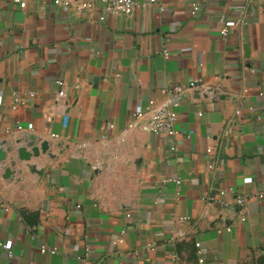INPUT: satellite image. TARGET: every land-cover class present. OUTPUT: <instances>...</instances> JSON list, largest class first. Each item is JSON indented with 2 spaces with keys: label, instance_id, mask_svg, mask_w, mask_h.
<instances>
[{
  "label": "crops",
  "instance_id": "obj_1",
  "mask_svg": "<svg viewBox=\"0 0 264 264\" xmlns=\"http://www.w3.org/2000/svg\"><path fill=\"white\" fill-rule=\"evenodd\" d=\"M193 1L117 13L100 0L84 10L0 0V139L31 132L50 144L18 160L13 178L0 162V195L11 204L0 207V239L18 264H170L172 250L195 264L197 240L207 264H264V197L247 200L244 220L235 201L264 187V0H198L196 10ZM227 18L237 23L223 36ZM196 78L174 105L176 132L155 134L134 117L163 87ZM230 185L228 204L201 197ZM42 242L58 250L42 252Z\"/></svg>",
  "mask_w": 264,
  "mask_h": 264
},
{
  "label": "built area",
  "instance_id": "obj_2",
  "mask_svg": "<svg viewBox=\"0 0 264 264\" xmlns=\"http://www.w3.org/2000/svg\"><path fill=\"white\" fill-rule=\"evenodd\" d=\"M21 6L26 5V0H17ZM55 4H61V5H67V6H73L77 10H84V9H91L95 6L96 0H53ZM102 2V8L108 12V11H114L117 13H130L132 12L137 6H141L144 2L153 3L157 0H100ZM193 10H196L199 8V2L198 0H194L192 2ZM105 15L103 13L100 14V18H104ZM237 20L234 18H227L224 20L220 32L223 36H226L232 25L236 24ZM165 54H168L167 50H164ZM198 78L195 80H191V82L187 85L182 83H171L165 87L162 88V91L165 93L163 98H156L151 97L149 98L147 104L137 110H134L133 115L135 118H143L144 125L146 128L150 129L155 134H161V133H174L176 132L175 128V122L178 118V112L175 109L174 105L177 104L180 97L185 93L187 88H192L194 86L198 85ZM56 82L59 85L58 89V97H64L66 93V89L64 88L65 80L61 77L56 78ZM212 90V88H210ZM260 93L264 94V90H261ZM29 94L33 96L35 94L34 91H30ZM13 102L11 106L14 108L17 106V104L22 100V97L19 92L15 91L13 93ZM2 101V97L0 95V103ZM55 102L56 101H50L44 105L43 108V117L50 121L54 118L55 115ZM241 112V108L237 107L235 109V113L231 115L226 122L225 128L223 129L224 133H233L237 127V114ZM236 114V115H235ZM34 125L33 121H29L27 126L29 128H32ZM24 126L20 121H16V128L22 129ZM7 130H10V127L7 126ZM55 135V133H52ZM171 148H175V144L171 145ZM207 154L209 156L208 160V167L210 169L215 168L217 163V157H218V150L216 149V146L209 145L206 149ZM178 184L181 183L180 176H174L173 177ZM234 187L233 186H222L219 187L217 192H210V193H204L202 194V199L211 201V200H217L222 202L223 204H228V200L226 199V195L233 192ZM257 197L262 198L264 197V187L255 190L252 194L249 196L243 195V194H237L235 196L236 204L239 205L238 209V217L241 220H244L246 218V213L244 211V205L250 198ZM0 207H3L5 210H9L11 208V204L0 195ZM230 228V226H227ZM0 247L3 248L6 251L7 254V260L0 264H18L16 261H14V250L13 245L11 242L7 239H0ZM90 246H86L85 254H89ZM40 250L42 252H55L58 250V246L55 244H47L46 242H42L40 245ZM195 264H207V256H206V250L203 247L201 241L197 240L195 241ZM180 256L176 250H172L170 252V264H180Z\"/></svg>",
  "mask_w": 264,
  "mask_h": 264
},
{
  "label": "water",
  "instance_id": "obj_3",
  "mask_svg": "<svg viewBox=\"0 0 264 264\" xmlns=\"http://www.w3.org/2000/svg\"><path fill=\"white\" fill-rule=\"evenodd\" d=\"M14 140L16 144H14ZM49 147L50 144L48 139L40 138L31 132L15 138L0 139V162L4 167L3 175L8 178H13L16 172V168L13 167V165H15L18 160L30 159L33 155H39ZM13 148L16 149V154L8 159V151ZM30 168L32 170H39L35 164H30Z\"/></svg>",
  "mask_w": 264,
  "mask_h": 264
}]
</instances>
